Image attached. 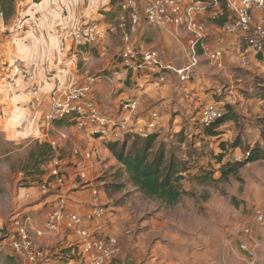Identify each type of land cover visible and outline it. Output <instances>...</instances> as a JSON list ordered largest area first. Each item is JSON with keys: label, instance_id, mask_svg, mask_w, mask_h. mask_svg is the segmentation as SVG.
Here are the masks:
<instances>
[{"label": "crops", "instance_id": "obj_1", "mask_svg": "<svg viewBox=\"0 0 264 264\" xmlns=\"http://www.w3.org/2000/svg\"><path fill=\"white\" fill-rule=\"evenodd\" d=\"M63 2H68V0H17L15 14L12 19L8 20L5 26L0 28V59L10 63V57L14 56L22 59L27 65L35 64L38 78L43 82L44 93H48L52 88V83H49L52 79L49 81L46 79L49 71L44 69L46 57L53 59L50 71L58 72L57 76L66 79L67 76L62 72V69L68 68L70 71H74L78 67L81 75L76 78L82 79L88 74L92 75L91 71L93 70L91 62L88 61L90 57H85L84 63H81L83 56H85L82 52L83 50L86 51L88 48H91L90 50L95 49L102 57L104 70L108 69L110 64L112 66V63L116 62L115 57H111V55L116 51L118 57L123 46V36L121 30H119L115 33H109L107 40L103 44L74 48L71 51H63L61 53L57 37V33L61 29L80 21L97 22L103 29L108 28L111 24H119V15L112 20V14L119 4H116V0H92L93 4L90 2L85 9H82L79 15L71 12L74 17L68 16L71 21L69 25H56L51 17L52 15L58 16L61 9H64ZM147 3L148 0H139L141 7H145ZM18 18H28L30 20L26 30H13L15 20ZM202 18L205 22L210 20L207 15ZM126 20L130 22L129 17ZM50 21L54 24L49 25ZM207 29L208 39L205 43L212 50L223 51V66L221 68L214 66L203 55L202 48H199V54L201 55L200 70L193 80L187 82H181L173 72L167 73L166 81L161 82L147 69L138 73H127L119 68L118 71L110 73L113 76L112 78H106L105 76L103 80L99 78L100 82L98 80L99 83L96 88L99 92V96L97 95V108L107 117L110 125L126 123L130 128V131L122 133V141H125L128 137H134L132 134L136 132L134 129L141 126L146 127V124L152 121L153 115L159 114L160 131L157 133V142L159 145L162 142L166 143L168 150L187 143L189 147L187 146L186 153L189 156L199 150L207 154L210 160L214 163L216 162L217 165L225 164L226 159L230 157L234 161L245 159L246 155L257 147L264 151V54L261 56L255 54L248 56L252 50L247 44H242L238 36L227 34L224 29L212 25ZM119 38V48H116L113 52L112 49L115 48L114 41ZM189 38L185 31H176L174 27L157 29L143 24L140 31H138L140 43L151 49L163 52L167 63L173 64L177 68L183 67L187 62L185 52L189 44ZM48 45L52 49L57 50L62 56L56 60L57 56H54V52L47 51ZM243 59L247 63L244 64ZM73 75H76V73ZM133 102H137L139 106L136 109H128L127 105ZM211 102L226 104L230 107L225 120L214 129L217 135L207 134L198 124L201 109ZM48 107V96L45 95L42 102L37 104L30 95L24 98L10 95L0 83V120H2L4 113L7 116L15 112L25 113L29 118L22 125V128L27 126L28 130H32L33 134L38 135V139H48L51 142H55L56 139L53 135L58 130L56 128L57 123L61 121L54 124L50 133H48L49 130L44 128L42 120L40 121V118L47 112ZM22 108L23 110L21 111ZM4 120L8 123L5 129L9 131L18 129L17 123L16 125L14 124V127L11 125L13 124L10 123L11 118L8 121L6 118ZM37 122L39 123L36 127ZM7 126H10V129ZM162 128L164 129L163 132H161ZM75 129L77 128L75 127ZM166 133L168 135H165ZM57 136L59 137V134ZM76 136L77 141L88 145L86 148L88 147L93 152L94 150L97 153L100 152V158L101 151L106 157L107 152L103 149L106 147L104 144L106 137L93 138L82 131H79ZM58 147L60 148V145ZM109 153L111 154V152ZM75 154H78V151H75ZM220 154L226 155L223 164H220L216 158ZM258 162L264 163V159L249 163L247 166ZM72 164L70 166L68 162L67 165L69 167L67 165L64 166L67 170L64 171L67 176L64 186L68 194V206L76 213L84 216L94 209V196L89 190H81L84 182L78 177L77 171L82 170L84 168L83 165L77 164L74 160ZM50 165L49 163L47 167L49 168ZM97 168L98 164L96 170ZM203 169L208 170L206 168ZM204 172L205 175L211 176L206 171ZM95 173L93 169L92 172L88 171L91 181ZM257 174L258 179L264 177V165ZM95 175L97 178L92 181L93 185H96V181L102 176L100 173ZM43 177L45 179L42 180V183L45 184L47 182L46 175ZM27 191V200H30V202H26V205L29 204L28 210L35 211L33 225L40 226L47 222V217H44L47 206L48 210L56 206L61 195L53 193L48 198L39 199V195L43 193L41 191L38 193L37 186L31 187ZM32 191H34L33 194H30ZM100 199L102 202L105 201L104 204H108V208L113 211L114 204L107 203L106 192H102ZM118 206L120 205H117V208ZM39 208H44L40 215L37 211L41 210ZM114 215L115 213L111 214L113 217ZM108 220H111L110 222L114 224V227L117 225V219H112L109 214L104 218L95 219L93 222L86 224L94 227V229H102L105 236L112 237L115 233L111 230L112 228H108L106 224H109ZM46 233L43 237L46 236ZM65 234L67 233H65V227H63L60 233L53 235L64 236ZM261 234L264 242V228ZM62 236H60V240ZM42 238L38 240L43 243ZM75 239L73 234H68L66 237L68 242L63 240L62 245L70 248Z\"/></svg>", "mask_w": 264, "mask_h": 264}, {"label": "rangeland", "instance_id": "obj_2", "mask_svg": "<svg viewBox=\"0 0 264 264\" xmlns=\"http://www.w3.org/2000/svg\"><path fill=\"white\" fill-rule=\"evenodd\" d=\"M16 1L4 2L3 7L7 13L6 22L10 21L15 14ZM90 2L93 4L92 0L63 2L64 9H61L58 16L52 15L51 18L54 19L56 25L67 26L71 23L68 16L74 17L72 14L74 12L79 15ZM121 12L118 5L112 14V20L116 19ZM54 23L50 21L49 25ZM114 42L113 52L119 48L120 38ZM90 49L82 51L85 56L81 63H84V58L88 56L93 69L92 76L101 78L100 80H103L104 76L112 78L110 73L114 70L111 64L108 69L103 70L102 57L95 49ZM47 51L54 52V56H57L56 60L62 56L50 45L47 46ZM111 57H115L117 62L116 51ZM99 82L97 81V84ZM0 83L2 84L1 81ZM157 115L159 118V114ZM5 118L7 121L11 118L10 123H13L11 124L13 127L17 123L18 129H11V131L5 129L8 124ZM28 118L25 113L15 112L9 116L4 113L0 120V264H44L43 261L33 262L32 253L15 250L14 244H21L22 241L20 234L17 233L18 227H15L13 222L14 216L18 214L20 218L24 217L23 221H28L32 237H35L39 230L47 232L42 238L43 243L37 241V244L45 249V254L50 257L49 264H70L76 259L74 250L78 243L75 240L70 248L62 245V241H66V237L70 234V231H66L68 228H65L66 236L60 235L63 237L60 240L59 235L48 232L46 223L40 226L33 225L35 211L28 210L29 204L26 205V202H30L27 200V190L37 186L39 193V188L43 184L42 180L45 179L43 176L46 175L47 179L49 177L48 164H36L32 158L39 142H48V140L38 139V135L28 130L27 126L22 128ZM198 124L204 129L200 118ZM7 127L10 129V126ZM56 128L58 130L53 136L60 145L59 154L61 161L64 160L61 162L63 171H67L64 166L68 162L70 166L73 165V160L83 166L86 164L93 169L94 173L96 171L102 174L98 180L102 179L104 185L107 182V186L111 188L106 194L107 203L114 204L113 211L108 208V204H104L105 201H101L107 211L106 216L109 214L112 219H117L115 227L110 222L111 220H108L109 224L106 223L108 228H112L111 230L115 233L112 232L114 234L112 237L117 238L114 257L109 264H253L252 258L240 251V245L244 243L243 230L251 225L253 214L256 215L258 210L264 209V177L258 179L257 174L263 168V162L246 165L234 173L235 175H228L226 180L221 170L222 165H217L216 162L210 160L207 154L199 150L189 156L186 153L189 147L187 143L180 144L177 146L180 151L177 155L185 160L186 171L183 172V179L178 184V188L185 192V195H182L176 205L168 206L142 195L133 186L122 165L112 153H109L107 146L103 148L107 152L106 157L101 151L100 158V152L97 153L95 150L93 152L88 147L86 148L88 145L77 141L76 134H79V130L75 129L71 118L57 123ZM163 130L162 128L161 132ZM159 131L158 122L157 129L151 135ZM63 136L65 138L59 140ZM110 139L113 138L107 136L104 144L107 145ZM75 151H78V154H75ZM86 152L94 153L93 161L85 160L83 155ZM229 159L232 158H227L225 163L230 161ZM120 170H122L121 174H119ZM203 170L211 176L205 175ZM95 174L92 176V181L97 178ZM50 195L41 194L39 199L48 198ZM45 200L46 198L43 201ZM117 205L120 206L117 208ZM39 209L41 210L37 211L40 215L44 208ZM46 210L45 218L52 212L53 207L48 210L47 206ZM112 213H115L114 217L111 216ZM258 226L255 231L260 245L255 263L264 264V242L261 234L264 222Z\"/></svg>", "mask_w": 264, "mask_h": 264}, {"label": "built area", "instance_id": "obj_3", "mask_svg": "<svg viewBox=\"0 0 264 264\" xmlns=\"http://www.w3.org/2000/svg\"><path fill=\"white\" fill-rule=\"evenodd\" d=\"M222 3L228 10L229 18L223 28L227 34L238 36L241 41H245L252 50L250 55H257V52L264 51V0H208L206 3L196 0H148L145 7L139 5V0H121L119 7L118 23L111 24L103 29L100 24L94 21H80L61 29L57 33L59 49L71 51L74 48L91 47L103 44L107 40L109 33L121 30L123 36V46L118 56V60L112 63L114 71L124 69L127 73H138L147 69L159 81L165 82L167 73H175L181 82L193 80L201 67V55L198 52L202 48L203 55L216 67L223 66V51L212 50L205 42L208 39V29L203 20L207 15L211 18L224 16ZM130 18V22L126 18ZM13 26L14 31H24L28 28L30 20L16 19ZM6 23L5 14L0 9V28ZM143 24L152 28L167 29L174 27L176 31H185L189 38L186 47L187 62L183 67L177 68L173 64L167 63L163 52L151 49L139 42L138 31ZM37 28V26L34 25ZM53 62L51 57H46L44 69L49 71L46 79L52 83V88L48 93L43 92V82L40 81L35 64L27 65L19 57H10V63L0 59V81L10 95L24 98L30 95L33 101L40 104L43 97H49V107L47 112L40 118L44 128L50 133L55 123L72 119L74 126L79 131H84L90 136L111 137L121 139L123 132L130 131L126 123L110 125L109 120L97 108V81L90 74L84 78H76L81 75L77 67L74 71L63 68L67 76L63 79L57 76L58 72L50 71ZM243 63H247L243 59ZM76 73V75H73ZM137 102L127 105L128 109H136ZM224 116V110L218 103L212 102L205 106L200 115L202 127H209L215 124ZM158 115L154 114L152 121L146 127L134 129L133 135L149 137L158 127ZM118 130V132H117ZM48 135V134H47ZM65 137H60L63 140ZM55 156L50 163L47 172L49 177L45 184H41V193H59L60 199L52 212L47 216L46 226L48 232L52 234L60 233L63 227L66 231L75 236L78 246L74 250L76 259L70 264H109L112 262L117 244V238L105 236L102 229H94L86 223L95 219L104 218L107 214L103 207L100 194L96 185L89 179L88 171L92 170L86 164L78 172V177L84 182L81 190H89L94 196V209L87 215H80L68 206V194L65 189L66 176L64 174L61 157L59 154L58 141L51 142ZM249 155V154H248ZM83 157L91 162L94 158L93 152H86ZM18 214V213H17ZM24 217L14 216V225L18 227L17 233L22 238L21 244L15 243L17 252L25 251L32 253V261H43L44 264L51 262L50 257L37 244L45 232L37 231L35 237L30 235L28 221H23ZM264 222V209L253 214L250 226L243 230L244 243L240 245V251L252 258L253 264L257 258L260 245L256 228L258 224ZM74 249V248H73Z\"/></svg>", "mask_w": 264, "mask_h": 264}, {"label": "trees", "instance_id": "obj_4", "mask_svg": "<svg viewBox=\"0 0 264 264\" xmlns=\"http://www.w3.org/2000/svg\"><path fill=\"white\" fill-rule=\"evenodd\" d=\"M5 1L7 0H0V9L4 12L6 19L7 13L3 7ZM196 1L206 3L208 0ZM120 2L121 0H116V4H120ZM222 9L225 12L224 16H218L216 18L210 17V20L204 22L207 28L211 25L222 29L225 27L229 18L227 17L228 10L223 3ZM241 43L246 44L245 41H241ZM263 54L264 51L257 52V56ZM218 104L224 110V116L215 124L204 128L205 132L209 135H217L214 129L218 127L228 115L229 105L227 106L222 103ZM204 108L205 106L201 109V113ZM133 136L134 137H128L125 141H122V139L118 140V138L110 139V142L106 146L122 165L133 186L137 188L142 195L153 201L165 203L168 206L176 205L181 200L182 195H185V192L178 188V184L183 179V172L186 171L185 160L177 155V153L180 152L178 150L179 147L168 150L166 143L162 142L159 145L157 142V133L149 137L140 135ZM94 137L102 138V136L97 135ZM248 154L245 159L239 161L231 159L225 164H223L226 158L225 154L216 156L218 162L223 164L221 170L224 179L227 180L228 175H235L234 173L247 164L264 159V151L260 147L250 151ZM54 156L55 152L48 140V142H39L37 151L33 152L32 158L36 164L43 163L47 165L52 162ZM121 171L122 170H120L119 174L122 173ZM100 182L103 184L104 181H102V179L96 181V188L100 195L103 191L107 193L111 190V188L107 186V182L105 185L103 184V186H101L102 184H100Z\"/></svg>", "mask_w": 264, "mask_h": 264}]
</instances>
